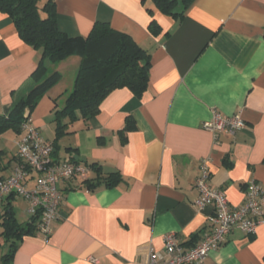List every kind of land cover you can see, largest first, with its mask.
Returning a JSON list of instances; mask_svg holds the SVG:
<instances>
[{
	"label": "crops",
	"instance_id": "crops-1",
	"mask_svg": "<svg viewBox=\"0 0 264 264\" xmlns=\"http://www.w3.org/2000/svg\"><path fill=\"white\" fill-rule=\"evenodd\" d=\"M53 1L57 26L70 38L86 37L94 23L128 35L149 55V84L141 99L127 89L113 91L95 117L63 120L66 128L56 136L54 112L66 104L79 59L48 66L45 75L58 73L59 79L30 117L41 137L55 144L53 159L85 172L58 184L63 199L49 238L23 236L10 264H146L169 233L191 248L212 216L211 209L193 206L203 159L211 187L232 207L243 203L248 181L264 187V0H193L176 18L143 0ZM46 2L38 0L39 7ZM175 12H182L180 3ZM152 18L159 26L155 36L148 30ZM39 58L0 13V115L35 85ZM213 111L237 115L245 127L232 137L219 133L214 142L202 128ZM128 121L134 130L126 133ZM19 139L12 150L0 149V178L16 163ZM92 164L101 179L117 173V184L88 190L84 181L99 178ZM36 177L30 174L27 189ZM27 207L17 195L0 205V264L13 242L2 235L3 212L24 225L31 219ZM203 264H264V223L254 236L232 231Z\"/></svg>",
	"mask_w": 264,
	"mask_h": 264
},
{
	"label": "trees",
	"instance_id": "trees-1",
	"mask_svg": "<svg viewBox=\"0 0 264 264\" xmlns=\"http://www.w3.org/2000/svg\"><path fill=\"white\" fill-rule=\"evenodd\" d=\"M145 1H149L151 7L160 14L172 18L182 16L187 6L193 2V0H143ZM178 3L182 5L181 13L175 12ZM146 11L152 13L149 8ZM0 13L12 21L19 39L40 54L37 68L31 76L35 85L7 115H0V136L7 131L15 135L21 134L25 114L30 115L40 98L59 79L58 73L45 75L48 66L71 57L79 59V66L65 106L54 112L56 136L66 128L63 120L72 123L78 119L85 121L95 117L103 101L115 90L127 89L137 99H141L147 91L150 70L148 53L135 44L128 35L115 31L108 24L94 23L86 37L70 38L57 26L53 0H47L42 7H39L38 0H0ZM148 30L153 36L159 32V26L153 18ZM133 130L134 123L128 121L123 132ZM52 147L53 159L55 154L53 142ZM1 153L2 151L0 155ZM98 167L96 164L91 165L99 178L83 183L88 190L101 185L109 188L117 184L120 179L117 173H111L101 179ZM2 222V235L13 240L10 249L2 257V264H10L16 242L25 235L37 232V219L31 218L28 223L21 225L17 223L12 213L5 209Z\"/></svg>",
	"mask_w": 264,
	"mask_h": 264
},
{
	"label": "built area",
	"instance_id": "built-area-1",
	"mask_svg": "<svg viewBox=\"0 0 264 264\" xmlns=\"http://www.w3.org/2000/svg\"><path fill=\"white\" fill-rule=\"evenodd\" d=\"M24 117L17 143V161L10 175L0 179V205L9 195L24 199L28 204L29 216L37 219V232L44 239H48L53 224L60 216L59 206L63 196L58 184L69 181L76 174L83 175L85 170L70 161H54L52 143L41 137L29 114L26 113ZM244 127L245 123L239 116L225 117L216 111L202 125L212 135L214 142L218 141L219 133L224 132L232 137ZM32 173L37 174L34 187L27 189L25 183ZM195 188L198 192L193 203L195 209L199 212L205 209L212 211L208 229L189 249L182 245L175 234H166L163 237L162 250H150L146 264H203L212 251L227 242L232 231L254 236L258 227L264 223V187L257 182L248 181L243 203L232 207L223 191L211 187L207 161L203 159Z\"/></svg>",
	"mask_w": 264,
	"mask_h": 264
},
{
	"label": "rangeland",
	"instance_id": "rangeland-1",
	"mask_svg": "<svg viewBox=\"0 0 264 264\" xmlns=\"http://www.w3.org/2000/svg\"><path fill=\"white\" fill-rule=\"evenodd\" d=\"M16 135L11 132V131H7L6 133H4L3 135L0 136V149H5L6 151H10L13 149V142L15 139ZM18 202L15 203L14 202V206H18V208H20V204H19V199L17 200Z\"/></svg>",
	"mask_w": 264,
	"mask_h": 264
}]
</instances>
